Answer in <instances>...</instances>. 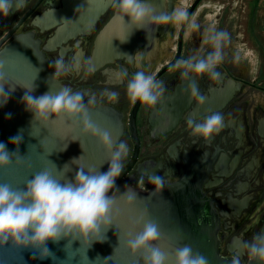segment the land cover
<instances>
[{
  "label": "flooded vegetation",
  "instance_id": "af4514ba",
  "mask_svg": "<svg viewBox=\"0 0 264 264\" xmlns=\"http://www.w3.org/2000/svg\"><path fill=\"white\" fill-rule=\"evenodd\" d=\"M206 1L146 0L157 15L184 7L190 17H196L200 31L189 35L185 26L172 24L136 29L125 17L105 39L111 42L124 35L126 45L119 47L121 56L104 64L97 62L96 52L105 29L119 18L110 0H15L19 10L0 17V43L11 41L15 34H34L52 72L51 64L59 57L79 65L60 79L64 86L81 91L86 98L93 93L99 97L105 90L118 93L116 102L105 98L101 103L113 106L123 116L120 140L129 148L123 179L135 188L150 190L153 174L163 176L165 183L192 176L213 200L221 219L222 253L231 257L237 237L251 239L264 225V67L255 75L240 53L246 58L256 50L264 53V15L256 19L254 13L246 31L238 12L227 14L230 3L220 4L212 16L207 13ZM209 26L228 31L232 40L218 68L220 78L211 81L205 76L196 81L207 97L198 106L190 101L188 81L181 78L175 65L201 48V34ZM85 60L94 68L90 76L84 74ZM139 69L154 74L165 85L163 101L154 108L139 101L132 104L126 82L117 80L120 70L131 75ZM211 112L224 115V129L208 141L192 136L187 119L200 120ZM241 264H249L247 256Z\"/></svg>",
  "mask_w": 264,
  "mask_h": 264
},
{
  "label": "clouds",
  "instance_id": "9594fccd",
  "mask_svg": "<svg viewBox=\"0 0 264 264\" xmlns=\"http://www.w3.org/2000/svg\"><path fill=\"white\" fill-rule=\"evenodd\" d=\"M110 4L117 10L121 21L128 17L129 24L136 29L172 24L177 28L185 26L189 35L200 31L201 26L196 17H190L184 7L157 15L146 0H110ZM18 10L15 0H0V16H7ZM201 35V48L178 60L175 65L181 78L188 81L190 101H195L198 106H202L207 97L196 81L205 76L211 81L220 78L218 68L225 61L226 49L232 40L228 31L215 26L206 27ZM51 67L54 72L50 79L59 81L79 65H73L59 57L52 62ZM93 71L91 61L85 60L84 74L90 76ZM117 80L120 83L126 82V95L132 104L139 101L148 108H154L163 101L165 85L152 73L139 69L129 75L126 70H120ZM6 83L4 62L0 61V101L3 103L8 100L4 91ZM31 91L32 88L23 97V102L27 110L34 113L35 121L46 125L49 121L61 120L80 128L82 135L96 140L107 153L109 167L106 172H101L100 167H82L77 163L78 158L71 161L78 166L73 179L67 176L72 171L69 164L58 170L52 163L54 168L51 170L42 168L30 171V176L22 186L13 187L9 183L0 182V252L12 253L11 261L17 258L21 250L33 251L34 259L38 256L41 260L49 257L55 260L56 257L47 246L48 242L58 243L64 239L68 240L66 249L71 248L73 241L79 240L87 257L86 249L92 242L106 238L102 233H106L114 224V216L119 211L115 193L109 196V192L114 189L116 179L124 170L123 161L129 148L123 140L116 142L110 130L101 127L91 116L93 108L105 98L109 102H116L118 93L105 90L99 97L93 93L85 99L84 93L66 85L55 91L50 89L38 97L32 96ZM224 120L222 113L211 112L200 120L188 118L186 123L192 136L208 141L224 129ZM22 139L21 135L10 138V143L16 145L14 152H9L6 145L0 142V170L25 161V156L19 155ZM28 167L31 169L30 164ZM149 183L154 191L148 198L162 192L165 178L153 174L149 177ZM119 198L126 208H133L138 199L142 200L130 186H126V191ZM134 224L139 230L127 233L124 246L132 257L139 256V264H211L209 257L190 244H178L172 249L162 247L160 226L149 216L147 208L135 218ZM234 247L236 251L229 264H241L244 256H247L250 264H264V232L253 234L248 240L237 237ZM73 257L68 251L67 261L62 264H69ZM3 264H8V261Z\"/></svg>",
  "mask_w": 264,
  "mask_h": 264
},
{
  "label": "water",
  "instance_id": "95a60500",
  "mask_svg": "<svg viewBox=\"0 0 264 264\" xmlns=\"http://www.w3.org/2000/svg\"><path fill=\"white\" fill-rule=\"evenodd\" d=\"M1 17V16H0ZM120 18L111 23L104 31L102 43L96 52L99 63H108L121 56L119 47L126 45L127 36L105 39L119 27ZM0 61L4 62L6 84L4 91L8 96L7 103L0 101V142L4 143L9 152L16 151V145L10 143V138L21 135L19 155L25 156L20 165H13L0 170V182H6L13 187L22 186L30 176L42 168L62 169L69 164L72 171L67 173L69 179L74 178L78 166L72 164L73 159L82 167H100L106 172L109 167L107 153L99 143L91 137L82 135L81 129L70 126V122L61 120L49 121L46 125L34 120V113L27 110L23 97L29 93L34 97L45 94L64 86L59 81L51 80L53 72L49 68V61L41 49L40 40L34 34H15L11 41L0 43ZM85 99H87L85 97ZM10 114V116H9ZM92 119L101 127L107 128L118 142L124 133L122 114L113 106L98 103L91 113ZM134 113L132 115L133 123ZM50 153V154H49ZM31 165L29 169L28 165ZM126 186L132 187L138 194L133 208H126L119 196L124 194ZM154 191L135 188L123 179V172L115 181L114 189L109 196L115 193L117 197L118 214L114 216L113 225L100 241H94L86 249L79 240L66 249L68 240L58 243L48 242V248L56 257L41 260L33 258L31 250H21L17 258L11 261L12 253L0 252V264H62L69 255H74L69 264H139V256L132 257L124 246L127 233L139 230L134 220L147 208L149 216L156 220L162 232L160 244L172 249L176 245L190 244L195 250L209 257L211 264H229L231 257L225 256L221 249L219 230L221 219L217 213L213 200L205 194L201 186L190 175L172 183H165L161 193L149 195ZM264 232V225L262 231ZM120 238V240H119ZM109 257V258H108ZM108 258V259H107ZM250 264V262H249ZM255 264V262H251Z\"/></svg>",
  "mask_w": 264,
  "mask_h": 264
},
{
  "label": "rangeland",
  "instance_id": "374dc122",
  "mask_svg": "<svg viewBox=\"0 0 264 264\" xmlns=\"http://www.w3.org/2000/svg\"><path fill=\"white\" fill-rule=\"evenodd\" d=\"M238 1H239L238 6H235L236 8H233L237 0H207L205 2L208 5L207 13L212 14V16H214L218 6L223 2L225 3L228 2L230 4L226 5L227 14L230 15L232 14L233 11L238 12L240 14L242 26L245 25V30L248 31L249 29L248 24H249V20L251 19V16L255 13L257 15L255 18L261 19V16L264 15V0H238ZM255 28L259 29L257 24H255ZM251 41L252 44H255L253 43L252 39ZM248 50L252 51V49H248ZM240 53H241V58L246 60V67H249L251 70H254V72H256L255 75H257V73L262 71L261 69H263L264 67L263 52L256 50L255 52H253V54L248 55V58H246L247 57L246 54H242L243 52ZM262 79H264L263 76Z\"/></svg>",
  "mask_w": 264,
  "mask_h": 264
}]
</instances>
